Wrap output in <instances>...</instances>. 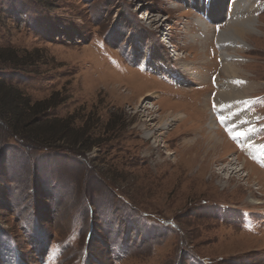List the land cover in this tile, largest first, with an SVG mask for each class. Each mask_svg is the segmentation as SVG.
<instances>
[{"label":"rangeland","instance_id":"1","mask_svg":"<svg viewBox=\"0 0 264 264\" xmlns=\"http://www.w3.org/2000/svg\"><path fill=\"white\" fill-rule=\"evenodd\" d=\"M255 3L241 51L222 0H0V46L23 56L0 80L57 102L49 124L0 117V264H264V163L213 114L227 59L258 83L244 131L264 140ZM212 115L233 147L210 148Z\"/></svg>","mask_w":264,"mask_h":264},{"label":"bare ground","instance_id":"2","mask_svg":"<svg viewBox=\"0 0 264 264\" xmlns=\"http://www.w3.org/2000/svg\"><path fill=\"white\" fill-rule=\"evenodd\" d=\"M222 2L224 6L221 9V11L225 12L226 10V14L230 16V18H231V13H234V15L232 16L233 21H231L230 24L228 23L229 25L227 26V28H224V30L220 34V38L223 39L225 37L227 39H234L236 41V44L231 47L233 49L235 48V50L243 51L245 50V45L243 44V42H247L246 40L247 37L248 36L251 37V34L256 31V29L254 28L256 16H255V13L254 14L252 13L257 10L258 6H256L255 0H222ZM195 5L198 6V3H196ZM230 6H232V10H234V7H238V9H236L235 11H230L231 9ZM210 14L212 17L214 12L210 11ZM212 18L216 19V17H212ZM221 21L223 20H220V22ZM224 49L226 52H228L230 48L227 49L225 47ZM227 54L228 56L230 55L229 53ZM229 61L230 60L226 59V61L224 62L225 64L222 67V70L225 73V76L227 78H230L229 82H225L220 79L218 80L219 82L217 81L218 83L216 82V85L218 88H219L218 84H220V91L218 95L215 97V101L217 102L218 106L214 107L216 108V110L214 111L213 114L216 117L215 113L220 112L219 114L222 117L227 118V121L224 120V124L230 127L232 131H234L233 134L236 137H240L242 141H244L243 144H244V149L247 151L246 153L256 157L257 160L264 163V140L256 141L254 139V133L256 132L257 128L256 127L252 129L250 128L249 132L244 131L245 127H248V128L251 127V124H248L249 123L248 121H250L252 117V112L250 111L251 110L250 102L248 101L252 97V95L249 94V92L254 91L258 83L253 82V81H245V82L243 81L242 82L240 79V76L241 77L243 76L241 72H239L240 68L239 69L235 68L237 67L235 66V64H232V63L228 64ZM184 70L186 71V69ZM177 77H180V72L179 73L177 72L175 76L177 83H179L180 85L187 84L186 80H182L181 78H177ZM182 117H183L182 114L177 115V118H182ZM211 119H212L211 121L212 130L209 131V140H210V148L212 149V151L214 150V152H217V151L223 150L224 147L225 148L233 147L234 146L233 143L228 141L224 136H223L224 138L223 137L221 138L219 136L222 134L219 132L220 129L217 128L218 126H216L215 123H213L214 120L216 121V119L213 118V115ZM165 125H166V120L162 122V126H165ZM240 133H242V135H239ZM250 135H253V136L249 138ZM235 158L238 159L239 156H236ZM246 161L247 163L252 165L254 170L256 169L257 171L260 170L256 165L252 164L248 160ZM232 166H233V163L232 165H229L228 169L230 171L232 172L240 171V170L238 171L237 168L234 169V167ZM242 168L244 167H241L240 169ZM253 174H255L254 171H251L249 176ZM261 174L262 173H260V175Z\"/></svg>","mask_w":264,"mask_h":264},{"label":"trees","instance_id":"3","mask_svg":"<svg viewBox=\"0 0 264 264\" xmlns=\"http://www.w3.org/2000/svg\"><path fill=\"white\" fill-rule=\"evenodd\" d=\"M20 51L15 48L7 49L6 47L0 46V62H9V64L19 63L22 59V55H20ZM5 86V82L0 80V117L6 118L8 121L16 122L18 124L27 123L26 127H29L34 124L44 123L49 124L47 122L48 114L47 110H50L53 106L57 105V102L53 101V98H47L42 100H33L25 96L23 91L15 89H7ZM27 97V98H26ZM54 108V107H53ZM52 108V109H53ZM51 109V110H52ZM58 116L55 115V121ZM14 120V121H13ZM43 120V121H42ZM52 125V124H50ZM56 126V124H55ZM85 126L82 125V128ZM70 130H66L68 135H72L70 131L74 132V125H72ZM56 128L47 127L43 129V133L37 136H43L47 139V136H51L56 133ZM76 131V130H75ZM29 131H23V135L30 139L40 140L39 137L33 134H28ZM41 133V132H39ZM28 140V139H27ZM26 141V139H25ZM38 142H42L41 140ZM41 144V143H40Z\"/></svg>","mask_w":264,"mask_h":264},{"label":"snow or ice","instance_id":"4","mask_svg":"<svg viewBox=\"0 0 264 264\" xmlns=\"http://www.w3.org/2000/svg\"><path fill=\"white\" fill-rule=\"evenodd\" d=\"M237 83H239V82H237ZM230 132H231V130H229ZM239 135H242V133H240ZM235 138V137H234Z\"/></svg>","mask_w":264,"mask_h":264}]
</instances>
